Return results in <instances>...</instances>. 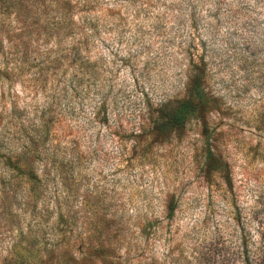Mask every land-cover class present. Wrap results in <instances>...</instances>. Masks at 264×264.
Wrapping results in <instances>:
<instances>
[{
  "label": "rangeland",
  "instance_id": "374dc122",
  "mask_svg": "<svg viewBox=\"0 0 264 264\" xmlns=\"http://www.w3.org/2000/svg\"><path fill=\"white\" fill-rule=\"evenodd\" d=\"M197 68L206 116L153 132ZM27 133L0 264H264V0H0V139Z\"/></svg>",
  "mask_w": 264,
  "mask_h": 264
},
{
  "label": "trees",
  "instance_id": "16d2710c",
  "mask_svg": "<svg viewBox=\"0 0 264 264\" xmlns=\"http://www.w3.org/2000/svg\"><path fill=\"white\" fill-rule=\"evenodd\" d=\"M204 73L203 68H197L191 73L189 79L190 98L176 102L167 101L161 104L153 120V132L163 133L179 130L186 125L189 119L195 117L204 118L206 116L210 99L204 87ZM27 134L26 136L24 135L26 142L14 145V148L6 147L5 139L3 138L4 141L0 139V149H6L4 151L6 153H2V155L9 161L11 167L18 174L25 175L29 183L34 184L39 181V174L36 170V160L39 153L31 140L32 138L38 139L40 137L36 138L33 134ZM205 167L208 176L216 172H222L225 169V163H223L211 147H208L206 152ZM30 238L29 236L25 239L27 244L33 242V239ZM24 259L25 261H20L19 264H47V260L35 256L32 249L28 251L27 259L26 257ZM247 264H251V262L247 261Z\"/></svg>",
  "mask_w": 264,
  "mask_h": 264
}]
</instances>
